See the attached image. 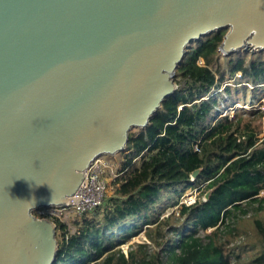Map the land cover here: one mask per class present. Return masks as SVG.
I'll return each instance as SVG.
<instances>
[{
	"label": "water",
	"instance_id": "95a60500",
	"mask_svg": "<svg viewBox=\"0 0 264 264\" xmlns=\"http://www.w3.org/2000/svg\"><path fill=\"white\" fill-rule=\"evenodd\" d=\"M221 31L224 56L264 52V0H0V264L56 263L57 226L34 211L79 204L93 162L126 150Z\"/></svg>",
	"mask_w": 264,
	"mask_h": 264
},
{
	"label": "trees",
	"instance_id": "16d2710c",
	"mask_svg": "<svg viewBox=\"0 0 264 264\" xmlns=\"http://www.w3.org/2000/svg\"><path fill=\"white\" fill-rule=\"evenodd\" d=\"M226 32L188 48L176 73L177 91L146 128L131 131L104 213L99 207L93 218L83 214L75 232L60 217H50L59 244L55 264H264V138L256 124L264 112L242 109L213 122L221 99L209 98L227 76L240 74L248 83L264 85V52H240L220 62ZM224 91L230 93L229 86ZM196 186L205 194L216 189L208 201L160 217ZM163 195L178 196L158 212ZM141 215L144 220L135 219ZM248 216L257 240L250 245L255 254L246 256L247 246L235 240L238 221ZM180 220L182 228L175 225ZM144 226L149 243L135 244L125 254L120 246Z\"/></svg>",
	"mask_w": 264,
	"mask_h": 264
},
{
	"label": "rangeland",
	"instance_id": "374dc122",
	"mask_svg": "<svg viewBox=\"0 0 264 264\" xmlns=\"http://www.w3.org/2000/svg\"><path fill=\"white\" fill-rule=\"evenodd\" d=\"M221 55H222V58L220 59V62H225L227 59L226 57H229V56H224L222 53ZM226 86H229L230 93H226L224 91V88ZM213 95L215 96L217 95V97L221 99V103L219 107L217 108V110H219L222 113H219V114H225V116L229 115L230 117H233L237 110H242V109L246 110L245 108H243L246 105H249V107L251 105V108L248 110H260L264 112V85L258 86V85H253L252 83H248L245 79L242 78L240 74H236L232 78L230 76H227L222 87L220 89H215L213 91L212 96ZM217 110H216V114H217ZM216 114H214L215 117H212L213 122H216L217 120H219V119H216L218 115ZM225 116L223 115V117ZM256 124L257 125L259 124L261 128L263 129V133L261 134V137L264 138V116L261 119L257 118ZM101 159L102 161H105L106 163H108V165L112 166V168L110 169L108 168L104 170V177H106L108 181V190L106 193V198H110L113 195L112 181H114L115 179V176L111 174V171H113L114 173L117 172V170L120 168L124 160V155L121 153H118L113 156H102ZM201 187L202 186L200 187L196 186L194 188H189L183 193V195L180 197L179 200L187 201L190 198H195V197L197 198V200L205 199V191ZM262 195H264V193ZM177 196L176 195L174 196L163 195L161 197L162 198L161 201L159 202L157 206L158 207L157 211L159 212V210L160 211L164 210L166 208V204ZM106 204L107 203L104 202L101 205V208L99 209V211L104 213V210L106 209ZM179 211H180V208L178 207L166 208V210L161 213L160 217L163 218V217L169 216L172 212H175L178 215ZM48 212H52L53 215H58L65 223H67L70 226L72 232H75L77 230V226L75 225V222H79L83 218V214L78 213L74 209H68V208H55V207H52V209L40 208V209L35 210L33 214L37 218H40L44 216L45 213H48ZM96 214H97V210L93 213H88L87 216H89V218H93ZM148 216L150 215L148 214ZM260 216L264 219V212H262ZM139 218L142 221L144 220L145 215L138 216L135 219L139 220ZM127 223H131V219H128ZM184 224L185 222L183 220H180L179 222L175 223L176 227H180V228H182ZM146 228L147 226H144L142 228L141 233L132 239V243H135V244H141L144 242L149 243L145 235ZM237 228L238 229L236 230V232H239L240 235L236 236V240H235L236 244L241 243L243 247L247 246V248L244 250L245 252L244 255L248 256V255L255 254V250L250 249V245L254 244V241L257 240L255 229L251 222L250 216L244 217V219L238 221ZM208 232H210V230ZM170 235L172 239L171 242H173V239H175L174 237H176V234L171 233ZM230 239L232 240L233 238L230 237Z\"/></svg>",
	"mask_w": 264,
	"mask_h": 264
},
{
	"label": "built area",
	"instance_id": "2783aa9c",
	"mask_svg": "<svg viewBox=\"0 0 264 264\" xmlns=\"http://www.w3.org/2000/svg\"><path fill=\"white\" fill-rule=\"evenodd\" d=\"M211 96L212 95H210L209 98ZM243 108L248 110L251 108V105L250 107L246 105ZM219 113H222V112L217 110L218 115L216 114L217 115L216 119L223 118V115L225 116V114H219ZM108 168L110 169L112 168V166L108 165V163H106L105 161H102L101 158L96 159L91 165V167L86 171L84 182L76 193V197H80V196L82 197V199L79 200V204L72 203L68 205L66 208L74 209L78 213H81V214H85V213L88 214V213L95 212L99 207H101V205L104 203V200L106 198V193L108 190V181H107V178L104 177V170ZM111 174L115 176V178L120 175V173L118 172L114 173L113 171H111ZM196 201H197L196 197L190 198L187 201L181 200L177 207L180 208L183 205L190 206V205L195 204ZM203 201H205V199H203ZM50 217H59V216L53 215L52 212H48V213H45V215L40 218L50 219ZM134 245L135 243H132V240H131L127 244L120 246V248L123 250L125 254H127L128 251L131 249V247H133Z\"/></svg>",
	"mask_w": 264,
	"mask_h": 264
},
{
	"label": "bare ground",
	"instance_id": "6f19581e",
	"mask_svg": "<svg viewBox=\"0 0 264 264\" xmlns=\"http://www.w3.org/2000/svg\"><path fill=\"white\" fill-rule=\"evenodd\" d=\"M248 107H249V105H248Z\"/></svg>",
	"mask_w": 264,
	"mask_h": 264
}]
</instances>
